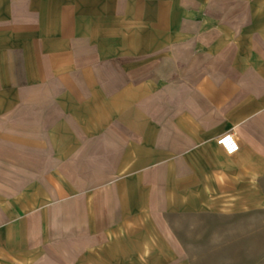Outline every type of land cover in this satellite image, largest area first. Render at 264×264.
Here are the masks:
<instances>
[{"label": "crops", "instance_id": "crops-1", "mask_svg": "<svg viewBox=\"0 0 264 264\" xmlns=\"http://www.w3.org/2000/svg\"><path fill=\"white\" fill-rule=\"evenodd\" d=\"M135 91L141 139L120 102ZM230 131L241 150L225 155L262 180L264 0H0V172L11 174L0 188L63 189L68 212L101 222L105 172L113 188L136 177L151 196L169 158L212 148ZM134 141L149 165L130 172ZM212 173L233 188L231 170ZM89 188L92 197L72 191ZM39 199L26 214H0V252L29 236L35 248L40 217L55 211L39 210ZM91 228L103 233L102 223Z\"/></svg>", "mask_w": 264, "mask_h": 264}, {"label": "rangeland", "instance_id": "rangeland-1", "mask_svg": "<svg viewBox=\"0 0 264 264\" xmlns=\"http://www.w3.org/2000/svg\"><path fill=\"white\" fill-rule=\"evenodd\" d=\"M104 101L108 118L109 93H104ZM120 102L121 108L135 109V112L129 110L128 115L134 120L131 124L140 136L137 138L141 139L143 93L126 92ZM30 112V108H24V116ZM106 131L110 133L111 126L105 128V135ZM111 143L108 137L105 168L111 158L107 151ZM130 152L132 155L125 162L130 172L149 165L140 142H132ZM184 153L182 157L167 160L163 186L156 193L152 189L151 196L136 177L113 188L111 175L105 172L101 222H96L91 212L84 221L68 212L65 201L68 202L69 196H64L63 189L0 188L3 197L0 210L4 211L0 214L4 219L16 212L26 214L33 210L38 195L43 202L39 210L55 209L40 217L35 248L30 236L26 244H19L16 238L13 250L0 252V264H264V173L261 180L250 170L241 172L244 162L227 157L216 143L209 149ZM148 159L154 161L155 157ZM216 165L221 170H231L233 188L214 177L212 171ZM125 169L122 175L127 172ZM10 175L0 172L2 184ZM50 191L56 197L55 205L48 198L52 195ZM72 191L77 196L92 197L96 189ZM95 223L99 227L103 224V233L98 236L91 228ZM81 224L88 228H82ZM147 242L151 251L145 260L142 254Z\"/></svg>", "mask_w": 264, "mask_h": 264}, {"label": "built area", "instance_id": "built-area-1", "mask_svg": "<svg viewBox=\"0 0 264 264\" xmlns=\"http://www.w3.org/2000/svg\"><path fill=\"white\" fill-rule=\"evenodd\" d=\"M217 143L227 155H235L241 150L240 138L234 131L220 135Z\"/></svg>", "mask_w": 264, "mask_h": 264}, {"label": "bare ground", "instance_id": "bare-ground-1", "mask_svg": "<svg viewBox=\"0 0 264 264\" xmlns=\"http://www.w3.org/2000/svg\"><path fill=\"white\" fill-rule=\"evenodd\" d=\"M151 251V247H150V244L147 242L146 243V246H145V252L142 254V257L146 260L148 254L150 253Z\"/></svg>", "mask_w": 264, "mask_h": 264}]
</instances>
